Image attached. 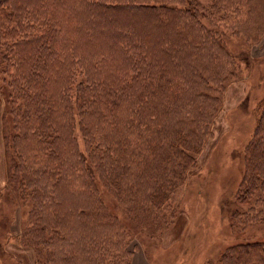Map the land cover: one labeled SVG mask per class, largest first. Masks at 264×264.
Segmentation results:
<instances>
[{
	"label": "rangeland",
	"instance_id": "rangeland-1",
	"mask_svg": "<svg viewBox=\"0 0 264 264\" xmlns=\"http://www.w3.org/2000/svg\"><path fill=\"white\" fill-rule=\"evenodd\" d=\"M159 2L168 7L144 10L136 18L126 9L118 14L121 23L128 22L138 33L123 56L132 55L136 47H148V58L138 67L159 91L144 93L171 106L170 115L161 109L143 125L140 142L143 139L141 143L149 146L152 139L158 146H168L184 133L187 143L198 145L197 153L187 151L194 159L185 179L177 180L176 191L157 204L150 193L161 192L157 186L165 176L160 162L156 165L141 153L143 158L135 157L123 172L129 181L116 185L108 174L117 150H111L114 158L108 167L104 153L93 150L99 140L85 138L90 133L83 132L88 122L83 127L77 112L73 135L97 185L94 190L83 189L78 177L66 173L74 160L60 156L59 148L67 139L55 142L54 133L45 145L20 135L22 127L14 121L10 104V78L3 73V55L12 50L2 45L0 264H226L230 257L231 264H264V185L247 200L241 197L249 177L258 186L263 184L259 182L263 175L254 173L262 159L252 143L264 135V0ZM83 15L82 8L62 18L73 30L63 43L72 38L80 47H97L98 30L93 39L78 36ZM35 22L27 28L13 20L8 23L17 29L13 34L0 28L2 44L40 31L43 23L37 18ZM117 66L130 71L120 61ZM83 80L84 75L75 76L73 89ZM101 84L103 90L93 94H106L103 80ZM127 91L114 95L128 96ZM71 94L77 96L75 90ZM128 130L134 141L139 131L132 125ZM54 147L57 152L50 151ZM160 156L156 152V158ZM118 170L122 172V166ZM55 200L60 207L53 205ZM59 214L68 215L64 223ZM62 240L68 247L64 252L53 248Z\"/></svg>",
	"mask_w": 264,
	"mask_h": 264
},
{
	"label": "trees",
	"instance_id": "trees-1",
	"mask_svg": "<svg viewBox=\"0 0 264 264\" xmlns=\"http://www.w3.org/2000/svg\"><path fill=\"white\" fill-rule=\"evenodd\" d=\"M167 7V4L160 3L159 0H2L0 3V28L3 33H17L15 26L8 24L13 20L19 21L16 25L20 27L23 22L27 24V28L31 24L33 26L36 18L44 25L40 31L26 34L19 40L4 44L0 40V50L2 45L5 47L4 50H12V52L6 50L7 55L5 53L3 55L5 60L3 73L10 78L9 84L13 89L10 104L12 114L15 116L14 121L22 127L19 133L20 135L24 133L23 137L30 135L45 145H48L47 141H51L52 137L54 139V133L55 142L61 137L67 139L59 148L60 156L74 160L75 165L68 167L70 172L66 173L69 177H78L86 191L94 190L97 185L89 173V167L84 161L85 156L73 135L77 125V112L83 127L87 126L85 121L88 122V129L83 128V132L89 130L90 133L85 138L94 140L95 137L99 140L93 150L99 155L104 153L107 158L105 164L108 167L109 159L114 158L112 152L117 150V158L112 161L113 166L109 167L108 174V179L116 185L129 181L123 172L129 170L135 157L143 158L140 156L141 153L146 154L149 160H154L156 165L160 162L158 168L163 171L165 180L162 182L159 178L158 182H161L157 188L162 190L150 193V197L157 204L169 199L170 194L177 189V180L185 179V172L193 165V154H188L187 151L193 150L197 153L198 145L187 143L184 133H179L177 142L168 146L163 144L158 146L159 143L154 144L156 140L152 139L149 140V146L141 143L143 139L140 142L143 125L150 123L149 119L156 117L154 114L161 109H164V114L170 115L171 106L165 102L162 106L158 97L144 93L146 90L159 91L158 87L146 81L144 75L140 74L143 71L138 67V63H145L147 60L148 47H136L132 55L123 56L124 51L130 50L132 37L138 33L133 31L135 29L128 22L126 24L120 22L122 20L118 14L122 9L128 10L134 14L133 18H136L144 10H160ZM82 8L84 15L78 36L85 34L86 37L92 38L94 32L98 30L101 39L97 47H80L78 43H73L72 38L68 43H63L65 36L72 35L73 30L62 18ZM119 61L120 64L128 66L130 71L124 68L121 71L117 66ZM77 75H84L85 80L80 81V86L73 89ZM88 77L92 80H86ZM95 79L98 80L97 83ZM102 80L107 90L106 94L97 95L98 91L97 94H93L97 89L103 90ZM74 90L77 92L76 97L71 94ZM126 90L130 95L126 96V93L123 96L114 95ZM172 98L176 100L177 97ZM93 104H97V108L96 106L91 108ZM124 125L127 128H124ZM131 125L139 131L134 141L131 137L132 131L128 130ZM161 129L164 130V127ZM115 130L116 132L112 133ZM150 138L154 137L149 135ZM252 144L255 154L262 159L255 164L254 173L263 175L259 181L263 184L258 186L257 181L249 177L241 194L245 200L250 198L253 191H261L264 185V135H257L256 141ZM51 148V152H57L55 147L52 150ZM156 152L161 153L159 158H156ZM130 155L134 159L130 158ZM97 158L104 159L101 156ZM120 166L123 168L122 172L118 170ZM80 171H83L81 177ZM53 205L58 208L60 202L55 200ZM54 206L52 209L55 210ZM67 217L68 215L62 218L59 214V221L64 223ZM76 240L78 245L80 240ZM62 241L53 243V248L60 247L61 252L67 251L68 247L64 243L66 240ZM250 246L252 248V245ZM232 261L230 257L226 264H231Z\"/></svg>",
	"mask_w": 264,
	"mask_h": 264
}]
</instances>
